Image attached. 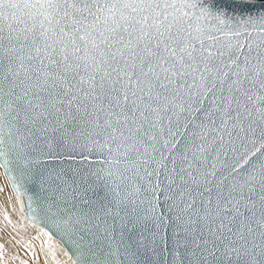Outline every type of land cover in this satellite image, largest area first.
I'll use <instances>...</instances> for the list:
<instances>
[{
  "label": "snow or ice",
  "instance_id": "1",
  "mask_svg": "<svg viewBox=\"0 0 264 264\" xmlns=\"http://www.w3.org/2000/svg\"><path fill=\"white\" fill-rule=\"evenodd\" d=\"M0 177L64 264H264V0H0Z\"/></svg>",
  "mask_w": 264,
  "mask_h": 264
},
{
  "label": "rangeland",
  "instance_id": "2",
  "mask_svg": "<svg viewBox=\"0 0 264 264\" xmlns=\"http://www.w3.org/2000/svg\"><path fill=\"white\" fill-rule=\"evenodd\" d=\"M6 208H7V211L9 213V217H11L10 220L13 219V220H11V223H9L8 221H6L4 219V212H5ZM10 214L13 215V217L10 216ZM14 217H16V218H14ZM17 217H18V219H17ZM19 219H20V217H19L18 213L15 214L14 212H12L10 206L5 204V199L0 198V223L4 224V225L0 224L1 225L0 227L6 231V232H4L0 228V232L3 231L2 233L8 234L4 238L5 240L4 239H3L4 241L0 240V242L6 243V246H8V247L10 246L8 248V252H9L8 255L9 256H11V254H17L18 255L19 253H22V252H25L26 254L31 256L30 253H34L36 251V245H37L36 240L33 238L39 239L40 243H42L45 240V236L43 237L42 235L40 236V234L36 233L37 231H35V230L39 231V226H37V225L33 226L27 220H23V221H21L22 222L21 223L19 221ZM13 225H16V227L13 228ZM21 225H23V227ZM11 238H13V239H11ZM14 242H15V244H14ZM0 255H2L4 258L3 254L0 253ZM42 259H44V257H42ZM19 262H20L19 260L16 261L17 264ZM16 263L11 262V264H16ZM27 264H29V263H27Z\"/></svg>",
  "mask_w": 264,
  "mask_h": 264
},
{
  "label": "bare ground",
  "instance_id": "3",
  "mask_svg": "<svg viewBox=\"0 0 264 264\" xmlns=\"http://www.w3.org/2000/svg\"><path fill=\"white\" fill-rule=\"evenodd\" d=\"M3 181V178L0 177V185H2L3 183H5ZM0 198H3L6 200V197L4 196H0ZM16 214V213H15ZM19 215V214H18ZM10 216L13 217V215L10 214ZM11 218V217H10ZM16 218V217H14ZM18 219V217H17ZM13 220V219H11ZM19 221L21 222V220L19 219ZM29 222V221H28ZM22 223V222H21ZM30 223V222H29ZM2 225H4L3 223H0ZM1 226V225H0ZM1 228V227H0ZM3 230V228H1ZM4 232H6L5 230H3ZM3 231H1L0 233V240L4 241L5 237L8 235V234H5V233H2ZM9 231V230H8ZM37 231L36 233H39L38 230H35ZM11 232V231H10ZM8 233V232H7ZM42 234H40L41 236ZM10 236V235H9ZM43 236V235H42ZM11 237V236H10ZM9 237V238H10ZM44 237V236H43ZM4 239V240H3ZM13 239V238H11ZM10 239V240H11ZM36 240V251L34 252V254H31L28 255L26 254L25 252H22V253H19L18 255L17 254H11V256L8 255V246H6V243H2L0 242V245H2L3 247L0 248V253L4 255V258H3V261H4V264H11V262H15L16 261H20L18 264H21V261H27V263L29 264H64V261L66 260V257L63 256L62 252L60 251L59 248H54V245L55 244H58L59 242L53 238L52 241H47V237H45V240L40 243L39 239H36V238H33ZM18 240V239H17ZM13 241V240H12ZM45 241H47V247H44V251H42V247L44 246L45 244ZM34 242V241H33ZM17 243V242H16ZM44 243V244H43ZM15 244V242H14ZM62 247V246H61ZM50 248H54V251H55V259H53L52 255L50 254H46L49 252V249ZM12 249V248H11ZM26 250V249H25ZM29 252V251H28ZM30 253V252H29ZM13 257H15V259H13ZM42 257H44V259H42ZM46 258V259H45ZM38 260V261H37ZM17 264V263H16Z\"/></svg>",
  "mask_w": 264,
  "mask_h": 264
},
{
  "label": "water",
  "instance_id": "4",
  "mask_svg": "<svg viewBox=\"0 0 264 264\" xmlns=\"http://www.w3.org/2000/svg\"><path fill=\"white\" fill-rule=\"evenodd\" d=\"M37 226H39V225H37ZM54 239H56V240L58 241V239H57V238H55V237H54ZM58 242H59V241H58ZM61 246H62V245H61Z\"/></svg>",
  "mask_w": 264,
  "mask_h": 264
}]
</instances>
